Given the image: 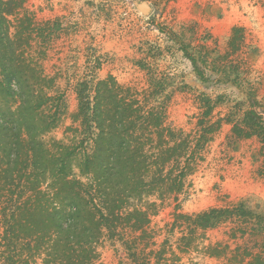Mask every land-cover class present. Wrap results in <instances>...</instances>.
Returning <instances> with one entry per match:
<instances>
[{"label": "rangeland", "instance_id": "rangeland-1", "mask_svg": "<svg viewBox=\"0 0 264 264\" xmlns=\"http://www.w3.org/2000/svg\"><path fill=\"white\" fill-rule=\"evenodd\" d=\"M142 2L150 7L146 15ZM23 12L40 29L28 57L52 80L50 106L59 110L47 141L77 142V90L86 82L93 95L107 76L146 95L166 126L192 143L202 133L200 99L215 102L209 123L218 129L194 153L181 193L157 202L142 231L124 228L103 238L94 264L264 260V156L256 138L231 135L252 102L264 120V0H25ZM234 28L241 36L236 51L229 47ZM240 202L251 217L204 230L182 217Z\"/></svg>", "mask_w": 264, "mask_h": 264}, {"label": "trees", "instance_id": "trees-1", "mask_svg": "<svg viewBox=\"0 0 264 264\" xmlns=\"http://www.w3.org/2000/svg\"><path fill=\"white\" fill-rule=\"evenodd\" d=\"M24 1L0 0V258L3 264H94L103 238L124 228L142 231L157 202L181 193L194 153L218 129L209 123L215 102L200 99L202 133L192 143L166 126L164 112L146 95L107 76L93 95L86 82L77 90V142L45 140L59 110L50 106L52 80L28 57L40 29L22 13ZM239 33L232 31L233 51ZM253 103L233 121L231 135L256 138L264 156V120ZM234 216L252 212L240 202L182 217L204 230ZM250 264L264 260L255 255Z\"/></svg>", "mask_w": 264, "mask_h": 264}, {"label": "water", "instance_id": "water-1", "mask_svg": "<svg viewBox=\"0 0 264 264\" xmlns=\"http://www.w3.org/2000/svg\"><path fill=\"white\" fill-rule=\"evenodd\" d=\"M138 8L145 15L148 14V12L150 11V7L144 2L140 3L138 5Z\"/></svg>", "mask_w": 264, "mask_h": 264}]
</instances>
